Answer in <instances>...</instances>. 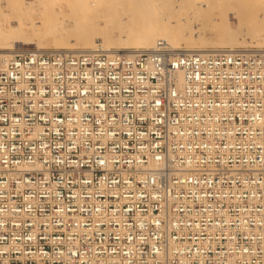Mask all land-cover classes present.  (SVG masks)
I'll return each mask as SVG.
<instances>
[{"label": "built area", "instance_id": "2783aa9c", "mask_svg": "<svg viewBox=\"0 0 264 264\" xmlns=\"http://www.w3.org/2000/svg\"><path fill=\"white\" fill-rule=\"evenodd\" d=\"M0 264H264V52L0 55Z\"/></svg>", "mask_w": 264, "mask_h": 264}, {"label": "bare ground", "instance_id": "6f19581e", "mask_svg": "<svg viewBox=\"0 0 264 264\" xmlns=\"http://www.w3.org/2000/svg\"><path fill=\"white\" fill-rule=\"evenodd\" d=\"M2 2L1 56L13 55V47L20 42H32L37 50L45 48L46 40L61 45L74 41L77 46L84 42V48L107 57L148 52L158 41L165 42L175 56L236 51L207 49L209 34L231 47L242 48L247 38L264 46V9L260 8L264 0H225L216 5L204 0H72L67 6L51 0H4V6ZM233 21L237 31L231 29ZM95 37L102 38L101 46L95 44ZM195 40L198 46L189 48Z\"/></svg>", "mask_w": 264, "mask_h": 264}, {"label": "rangeland", "instance_id": "374dc122", "mask_svg": "<svg viewBox=\"0 0 264 264\" xmlns=\"http://www.w3.org/2000/svg\"><path fill=\"white\" fill-rule=\"evenodd\" d=\"M51 1L54 2L55 4H60L62 6H67L69 4V2L72 1V0H51ZM224 1L225 0H211V1L210 0H206V1L204 0L205 4H208V5H216V4H218L220 2H224ZM1 4H2V6L5 5L4 4V0H3V2ZM100 4H101L102 8H104V9L107 8L105 5H103V4H105L104 2H100ZM260 8L264 9V6H260ZM37 17H39V15H37ZM236 26H237L236 22L233 21L232 25H231V29L233 28L232 29L233 31H237L238 27H236ZM208 39H209V46H207V49H210V50H214V49H231V48L234 49L235 48V50H244L245 49V50H249V51H257V50L260 49V50L264 51V46L261 47L262 42H258L256 44H251V41L249 40V38L245 39V44L242 45V48L240 46H235V45L231 47V46L228 45L227 41L216 42V40L214 39V36L210 35V34L208 35ZM100 40H102V38H100V37L96 38L95 37V39H94L95 44L98 45V46H101L102 41H100ZM194 42L195 43L193 45L192 44L189 45V48H192L194 46L195 47L198 46V43L196 42V40ZM81 44H82V46L81 45L77 46V44L74 41H72L71 45H61L58 41L52 43L51 40H46L45 44H44L45 48L38 49V50H47V51L60 50V51H66V52L93 51L91 48H84L85 47L84 46L85 45L84 42H82ZM34 50H37V48L32 42H28V43L20 42L19 44H17V46L13 47V50L11 52L16 53V52L34 51ZM111 51L114 52L115 49L112 48ZM139 51H141V50H139ZM100 53L102 54V52H100ZM121 55H123V54H121Z\"/></svg>", "mask_w": 264, "mask_h": 264}]
</instances>
